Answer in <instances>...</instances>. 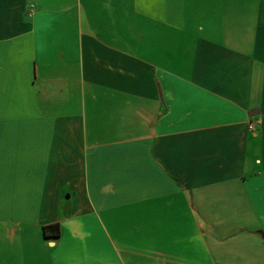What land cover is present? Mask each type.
Returning <instances> with one entry per match:
<instances>
[{
  "label": "crops",
  "instance_id": "1",
  "mask_svg": "<svg viewBox=\"0 0 264 264\" xmlns=\"http://www.w3.org/2000/svg\"><path fill=\"white\" fill-rule=\"evenodd\" d=\"M0 264H264V0H0Z\"/></svg>",
  "mask_w": 264,
  "mask_h": 264
},
{
  "label": "trees",
  "instance_id": "2",
  "mask_svg": "<svg viewBox=\"0 0 264 264\" xmlns=\"http://www.w3.org/2000/svg\"><path fill=\"white\" fill-rule=\"evenodd\" d=\"M43 230L47 237H57L59 235V226L57 224L46 225Z\"/></svg>",
  "mask_w": 264,
  "mask_h": 264
}]
</instances>
